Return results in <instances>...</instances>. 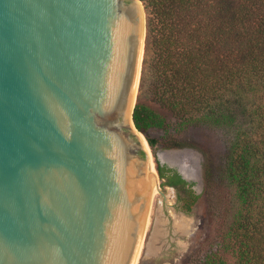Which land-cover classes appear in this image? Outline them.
I'll return each instance as SVG.
<instances>
[{"label":"water","instance_id":"water-1","mask_svg":"<svg viewBox=\"0 0 264 264\" xmlns=\"http://www.w3.org/2000/svg\"><path fill=\"white\" fill-rule=\"evenodd\" d=\"M146 38L141 0H0V264H144L156 219L179 236L133 120Z\"/></svg>","mask_w":264,"mask_h":264},{"label":"trees","instance_id":"trees-1","mask_svg":"<svg viewBox=\"0 0 264 264\" xmlns=\"http://www.w3.org/2000/svg\"><path fill=\"white\" fill-rule=\"evenodd\" d=\"M141 1L147 38L135 126L155 153L149 133L164 129L166 119L141 100L146 90L183 131L234 132L217 169L221 181L235 188L237 202L225 244L235 264H264V0ZM188 147L176 135L169 140V148ZM206 162L212 188L214 170ZM157 171L163 187L177 189L183 209L191 212L200 199L193 184L158 160ZM207 264L227 262L214 258Z\"/></svg>","mask_w":264,"mask_h":264},{"label":"rangeland","instance_id":"rangeland-1","mask_svg":"<svg viewBox=\"0 0 264 264\" xmlns=\"http://www.w3.org/2000/svg\"><path fill=\"white\" fill-rule=\"evenodd\" d=\"M143 102L166 119L164 129H152L149 133L156 140L155 155L158 161L177 170L179 164H185L193 175V180L188 182L193 184V189L200 196L193 210L186 211L185 218L190 221L187 233H179L178 236L165 226L169 231L166 230L165 239L154 243L157 219L155 220L144 264H207L214 258H222L227 264H235V255L225 244L237 207L235 188L221 181L217 171L234 132L221 127L183 131L174 115L153 102L146 90L143 91ZM175 135L186 140L192 147L169 148V140ZM205 162L212 165L214 170L212 188L206 184ZM165 191L166 195L173 191V197L179 199L177 189L167 186ZM153 244L157 246L158 254L150 251Z\"/></svg>","mask_w":264,"mask_h":264},{"label":"bare ground","instance_id":"bare-ground-1","mask_svg":"<svg viewBox=\"0 0 264 264\" xmlns=\"http://www.w3.org/2000/svg\"><path fill=\"white\" fill-rule=\"evenodd\" d=\"M140 133V132H139ZM141 134V133H140ZM142 135V137L144 138V140L147 142V144L149 145V143H148V141H147V139L145 138V136L143 135V134H141ZM150 146V145H149ZM182 164V163H181ZM169 196H172L173 197V191L170 193V195ZM189 224H190V221L187 219V218H185L184 217V220H183V224H182V227H181V230H180V234H184V233H187L188 231H189ZM168 228H165V225L164 224H162L160 221H156V225H155V232H154V243H156V242H159V241H161L164 237H165V235H166V233H167V230ZM167 230V231H166ZM169 232V231H168ZM165 239V238H164ZM164 241V240H163ZM162 241V242H163ZM158 244V243H157ZM157 247V246H156ZM155 247V245L153 244V245H151V248H150V251L152 252V253H155L156 251H158V248H156ZM160 250V249H159ZM158 253H159V251H158ZM157 252H156V254H158ZM155 254V255H156Z\"/></svg>","mask_w":264,"mask_h":264},{"label":"flooded vegetation","instance_id":"flooded-vegetation-1","mask_svg":"<svg viewBox=\"0 0 264 264\" xmlns=\"http://www.w3.org/2000/svg\"><path fill=\"white\" fill-rule=\"evenodd\" d=\"M178 166L185 177L187 176L189 180H193V175L185 164H179Z\"/></svg>","mask_w":264,"mask_h":264}]
</instances>
